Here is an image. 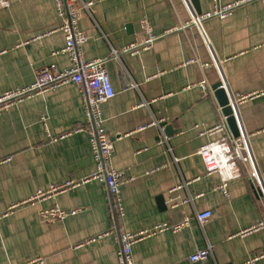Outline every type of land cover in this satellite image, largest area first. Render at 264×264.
<instances>
[{"label": "crops", "instance_id": "crops-1", "mask_svg": "<svg viewBox=\"0 0 264 264\" xmlns=\"http://www.w3.org/2000/svg\"><path fill=\"white\" fill-rule=\"evenodd\" d=\"M1 1L8 6L0 4V95L33 82L43 66L55 64L63 70L70 65L65 53L53 54L65 44L63 32L52 31L59 24L53 0ZM83 1L92 2L88 12L78 13L86 35L83 58H106L115 91L100 109L113 141L112 167L124 180L123 215L113 212L99 180L19 206L0 221V264H118L119 230L176 224L185 216L190 218L188 227L135 242L134 264H241L264 254V229L237 235L264 218V196L254 189L261 185L264 190V175L252 182L243 169L228 182L224 195L217 188L220 176L206 175L198 154L202 145L223 134L204 133L220 122L210 88L221 71L230 95L257 93L238 105L237 115L255 163L264 171V0L241 3L223 19H204L202 34L190 23L197 14L191 0ZM234 1L219 0L222 5ZM198 4L201 14L213 8V0ZM143 18L157 39L136 54L123 52L144 37ZM204 63L209 66L203 69ZM120 68L129 85L121 80ZM204 77L207 91L198 84ZM161 124L168 139L158 144ZM80 126H85L83 107L72 82L2 112L0 213L39 188L94 172L88 133L78 131ZM55 204L79 211L53 223L41 220L39 211ZM205 210L211 216L200 225L195 213ZM103 233L108 234L89 241ZM204 248H209L206 260L189 261L190 254ZM255 264H264V256Z\"/></svg>", "mask_w": 264, "mask_h": 264}, {"label": "built area", "instance_id": "built-area-1", "mask_svg": "<svg viewBox=\"0 0 264 264\" xmlns=\"http://www.w3.org/2000/svg\"><path fill=\"white\" fill-rule=\"evenodd\" d=\"M53 1L56 14L59 18V24L52 31H62L65 39L64 46L59 50H55L53 54L65 53L68 56L70 65L63 70H59L55 64L43 66L35 72L34 81L30 84L12 88L3 92L0 95V115L14 104L22 102L26 98L41 94L46 90L54 89L68 82L74 83L80 92L85 119V126H80L77 130H86L88 133L95 170L91 175L84 178L76 180L69 179L62 183L50 184L46 188L37 189L28 198L12 203L5 212L0 213V221L3 217L9 215L19 206L34 205L35 203L47 198H53L57 194L79 186L89 180H99L104 183L113 212L119 217L123 215L120 186L124 183V180L122 179V173L112 167L111 156L113 152V141L110 139L103 127L100 109L102 103L106 102L115 95V91L104 66L106 58L85 60L82 53L83 44L86 42V35L79 28L78 13L80 10L88 12L92 2L83 0ZM246 1L249 0H236L222 5L219 0H213V8L211 11L202 14H193L190 18V23L197 28L200 34H202L200 27L204 19L209 17L223 19L230 14L234 7ZM0 4L5 7L8 6L7 1H1ZM140 26L144 32V37L139 42L130 44L123 48V52L136 54L141 50L151 48L152 44L157 39L158 36L152 32L150 23L146 18L140 20ZM204 41L207 45L205 38ZM113 55H117L115 50H113ZM212 64L215 65V62H212ZM208 66V63L201 65L203 69ZM219 76L221 86L227 93L232 113L237 119V123L239 125V135L237 137L232 136L225 123L226 116L222 115L221 107L218 106L221 116L220 122L204 131V133L209 135L216 133L223 134L222 136L202 145L198 150V154L200 155L204 165V173L206 175L217 173L221 179L217 188L221 190L224 195H226L228 182L239 178L241 176V170L244 169L247 172L252 182L254 181V177H262L264 175V171L260 170L255 163L254 154L249 143V136L241 129L237 115L238 105L252 98L257 93L230 95L221 71L219 72ZM198 84L203 91H207L210 87L206 77H204ZM211 91L213 92L212 89ZM262 92H264V90ZM143 128L144 126H139L137 129L141 130ZM159 131L160 136L157 141L158 144L167 143L168 136L165 134L164 124L159 125ZM254 189L259 197L264 196V190L261 185L258 187L254 185ZM78 211V209L66 210L55 204L49 208L41 209L39 211V216L41 220L53 223L63 220L69 215H74ZM210 216L211 212L209 210L195 213V219L200 225H203V223L206 222ZM189 224L190 218L185 216L181 222L176 224L158 223L151 229H141L137 232L119 230L116 236L119 242V249L117 252L118 264H134L132 246L135 242L141 240L142 238L164 230L178 232L181 229L188 227ZM263 229L264 218L247 228L240 230L237 235L243 237ZM107 234L108 233L98 234L97 236L90 238L89 241H95L97 238ZM208 252L209 248L199 249L190 254L188 259L191 262L204 261L208 256ZM262 256H264V254H256L241 264H255V262ZM35 263V261H32L28 264Z\"/></svg>", "mask_w": 264, "mask_h": 264}, {"label": "water", "instance_id": "water-1", "mask_svg": "<svg viewBox=\"0 0 264 264\" xmlns=\"http://www.w3.org/2000/svg\"><path fill=\"white\" fill-rule=\"evenodd\" d=\"M195 11L197 14H201L198 0H191ZM119 76L123 81L124 85H129V81L125 78L124 71L120 68L119 69ZM211 89L213 90V96L218 104L221 107L222 115L226 116L225 123L227 125L228 130L231 132L232 136L237 137L239 135V125L237 123V119L232 113L231 106L229 105V100L225 89L221 86L220 81H216L211 85ZM166 128V127H165ZM168 130L165 129V132ZM161 202L163 201L162 196L158 197Z\"/></svg>", "mask_w": 264, "mask_h": 264}]
</instances>
